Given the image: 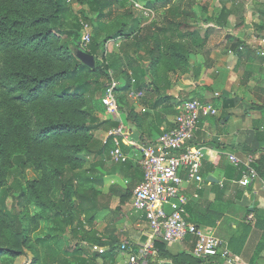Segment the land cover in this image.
<instances>
[{
    "label": "trees",
    "instance_id": "16d2710c",
    "mask_svg": "<svg viewBox=\"0 0 264 264\" xmlns=\"http://www.w3.org/2000/svg\"><path fill=\"white\" fill-rule=\"evenodd\" d=\"M132 1L158 11L161 20L145 22L130 6L119 13V0H0V264H94L107 257L113 245L104 254L94 245H105L96 220L110 207L97 188L103 184L97 160L112 147L108 132L120 123L100 115L109 71L125 79L118 99L129 117V91H143L140 100L149 89L158 92L151 107L174 115L182 101L194 98L175 94L170 80L191 72L193 54L204 55L206 73L211 67V30L202 33L190 22L200 17L201 0ZM245 2L215 0L202 20L223 28ZM75 4L88 10L75 14ZM202 5L208 13L209 2ZM81 19L92 29L86 49ZM118 39V50L109 53L107 43ZM80 49L95 56L94 67L77 56ZM145 60L147 73L140 65ZM202 72L193 69L196 77ZM90 155L98 159L88 161ZM32 205L39 211L32 213ZM41 221L47 231L34 238ZM5 236L13 240L8 247Z\"/></svg>",
    "mask_w": 264,
    "mask_h": 264
},
{
    "label": "crops",
    "instance_id": "0c3cea01",
    "mask_svg": "<svg viewBox=\"0 0 264 264\" xmlns=\"http://www.w3.org/2000/svg\"><path fill=\"white\" fill-rule=\"evenodd\" d=\"M122 8L119 13L127 9ZM261 12L258 24L254 23L256 27L245 21L239 34L232 32L231 21L219 28L222 31L210 29L207 46L212 65L208 72L204 55L197 53L191 57V72L170 80L174 93L181 98H198L218 109L216 116L202 117L195 132L192 143L205 150L204 180L183 185L182 194L187 201L182 207L189 221L228 245L236 264H264V8ZM234 38L240 44L237 49ZM120 43L119 39L109 41L107 51H117ZM140 65L147 73L148 61ZM201 67L202 75L196 77L193 69ZM117 79L120 85H125L123 76ZM160 86L164 92V85ZM150 90L142 100L128 99V106L134 110L132 115L128 117L121 111L130 137L140 143L155 141L164 129L173 126L177 116V113L167 115L162 107L152 108L159 94ZM111 148L94 160L98 161L97 173L103 178V184L97 188L110 198V207L96 220L98 237L105 242L97 246L104 248L100 254L111 245L113 248L107 257H98L94 264H124L130 254L142 252L150 235L147 219L134 208L133 192L143 180V172L133 158L126 162L131 165L113 163L109 156ZM123 149L133 156L134 151L127 143ZM230 153L242 159L253 158L258 178L250 187L240 184L242 168L229 161ZM113 188L118 191L113 192ZM126 190L130 194L122 199ZM166 210L170 211L169 206ZM125 241L129 242V250L121 249ZM194 244L193 235L172 243L156 242L146 264H228L221 254L196 257Z\"/></svg>",
    "mask_w": 264,
    "mask_h": 264
},
{
    "label": "built area",
    "instance_id": "2783aa9c",
    "mask_svg": "<svg viewBox=\"0 0 264 264\" xmlns=\"http://www.w3.org/2000/svg\"><path fill=\"white\" fill-rule=\"evenodd\" d=\"M133 8L140 7L147 16L154 12L132 0ZM155 17V16H154ZM82 47L88 48L92 38V29L88 22L81 19ZM112 80L105 85L101 98L106 114L120 121L119 125L108 132L112 140L110 160L113 163L134 159L143 172V180L134 189V208L144 214L150 226V235L140 254L132 253L124 264H146V260L155 250L156 242L172 243L182 241L187 235L195 236L193 254L196 257H210L221 254L228 264L237 260L228 245L202 227L189 221L183 214V204L187 199L182 194L185 183L199 184L204 180L202 166L205 158L204 147L192 143L195 132L199 129L202 117L216 116L218 109L207 101L198 98L187 99L177 106V116L171 128L164 131L153 142L140 143L130 137L129 129L122 122L118 89L120 80L109 71ZM143 91H129L132 99H140ZM107 140V139H106ZM105 140V141H106ZM127 143L134 151L133 156L123 149ZM229 161L242 168L240 184L250 187L258 178L253 158L242 159L235 154H228ZM185 172V175L182 174ZM169 206L170 211L166 210ZM129 242L121 243V249L129 250ZM94 250L103 253L104 248L94 245Z\"/></svg>",
    "mask_w": 264,
    "mask_h": 264
},
{
    "label": "rangeland",
    "instance_id": "374dc122",
    "mask_svg": "<svg viewBox=\"0 0 264 264\" xmlns=\"http://www.w3.org/2000/svg\"><path fill=\"white\" fill-rule=\"evenodd\" d=\"M206 1L209 2V12L208 13L204 12L203 11V7H202L203 6L202 4L205 3ZM126 3H127V8L130 6L131 9H132V7H133L132 5L133 4H131L130 2H126ZM199 3L200 4L197 6L196 10H197L198 15L201 18L199 17V18H196V19L190 21V22H192L191 24L194 25L193 29H195V27H197L202 33H204L207 29H217V31H222V30H219V28H221V27H219V26H217L215 24H206L202 20L210 12L213 13L215 0H201ZM115 7H116V10L123 9L121 4H120V2L115 4ZM262 8H264V0H246L245 5H243L239 9H237V11H236L237 13L233 14L231 16V18L229 19L228 23H230V21H231L232 27L234 28V29H232V32L235 33V34H239V32H243L242 23L245 22V21L252 22V25H254V23L258 24L257 18L259 16V13H262L261 12ZM73 10H74L75 14L80 15L82 10H88V6L87 5L75 4L73 6ZM133 10L137 11V13L140 14V16L142 17V19L145 22H151L152 20H158V19L161 20V18L159 16V12L156 11V10L153 11L155 17L154 16H147V13L146 12L145 13L142 12L143 10H141L140 7L133 8ZM93 16H95V15L93 14ZM253 27H256V26L254 25ZM223 35H224V33H223ZM81 40H82V38H81ZM81 45H82V43H81ZM207 49H209L208 46H207ZM120 84H121V81H120ZM121 87H123V85H120V88ZM120 93L121 92H119L118 95H120ZM128 99H132V98H130L129 95H128ZM128 99H127V101H128ZM102 108H103L104 111L100 112V115H106V109L103 106H102ZM91 156L92 155L87 157L88 161L94 159ZM33 177H34V173L32 171L28 170L27 173H26V178L32 179ZM11 203H12V199L10 198V199H8L9 206L11 205ZM30 211L32 213H36V212L39 211V209L32 205V206H30ZM40 224H41L40 225V229L38 231H35L32 234V236L34 238L37 237V236H43L46 233V231H47L46 228H44L45 227V221H41ZM67 239H68V237L64 236L63 239H62L63 243L67 242ZM2 241H3V246L4 247H8L13 242V240H12V238L10 236H5ZM27 253L29 255V258L31 259L33 257V255L30 253V251H27ZM16 260L18 262H20L23 259L22 258L21 259L17 258ZM24 261H28V260H24Z\"/></svg>",
    "mask_w": 264,
    "mask_h": 264
},
{
    "label": "water",
    "instance_id": "95a60500",
    "mask_svg": "<svg viewBox=\"0 0 264 264\" xmlns=\"http://www.w3.org/2000/svg\"><path fill=\"white\" fill-rule=\"evenodd\" d=\"M77 56L87 65L94 67L95 66V56L88 53L87 51H84L80 49L77 52Z\"/></svg>",
    "mask_w": 264,
    "mask_h": 264
}]
</instances>
